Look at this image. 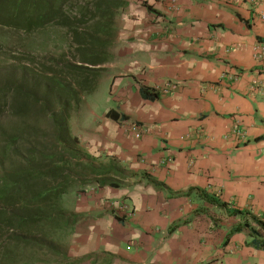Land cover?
Returning <instances> with one entry per match:
<instances>
[{
    "label": "crops",
    "instance_id": "crops-1",
    "mask_svg": "<svg viewBox=\"0 0 264 264\" xmlns=\"http://www.w3.org/2000/svg\"><path fill=\"white\" fill-rule=\"evenodd\" d=\"M177 1L127 5L106 102L84 104L89 153L135 180L64 196L75 264H264V0ZM158 19L168 34L146 35Z\"/></svg>",
    "mask_w": 264,
    "mask_h": 264
},
{
    "label": "trees",
    "instance_id": "trees-1",
    "mask_svg": "<svg viewBox=\"0 0 264 264\" xmlns=\"http://www.w3.org/2000/svg\"><path fill=\"white\" fill-rule=\"evenodd\" d=\"M127 4L126 0H0L1 25L24 33L54 26L69 35L67 52L48 55L45 80L28 64L10 66L0 76V117L10 118L0 126L4 174L0 184V264L8 263L18 250L61 253L56 236L69 226L61 201L74 182L65 171L97 172L78 157L76 138L68 126L71 104L77 106L81 94L96 89L102 66L112 57L117 12ZM145 7L153 10L150 5ZM23 59L32 64L34 58L26 53ZM98 184L115 183L100 180ZM256 223L264 229L262 221Z\"/></svg>",
    "mask_w": 264,
    "mask_h": 264
},
{
    "label": "rangeland",
    "instance_id": "rangeland-1",
    "mask_svg": "<svg viewBox=\"0 0 264 264\" xmlns=\"http://www.w3.org/2000/svg\"><path fill=\"white\" fill-rule=\"evenodd\" d=\"M126 1L128 4L138 3L140 6L145 7L146 5H148L147 3L149 0ZM125 8L117 12L115 18L117 36L110 49V54L112 57L109 62L102 66V75L106 73L109 68H111L109 67L110 64L116 59V56L112 54L113 51L120 49V46L122 45L119 38L120 30L119 28H117V23H121L119 20L122 16L120 15H125ZM147 12L149 14L151 13V18L156 19L155 14L157 13H155L154 10H147ZM128 19L130 18L128 17ZM150 23H153L152 20H150ZM68 46L69 35L67 31L62 28L47 26L32 33H24L17 28H11L0 24V76L3 75L4 72L9 71V69H11L9 68L10 66L18 67L22 66L23 64H28L29 68L33 70V72L37 73L38 76L41 77V79L43 78V80H45V72L50 66V59L48 58V55H58L60 53L67 52ZM26 53L33 56L34 59L32 61V64L24 63L27 62L23 59ZM16 76H20V74L17 73ZM34 77L37 78L36 75H34ZM99 81L97 83L96 89L92 93L81 94L79 97V104L76 106L72 103L70 108L71 113L68 126L70 135L76 138L75 148L78 153V157L83 164L95 168L97 172L91 173L90 170L80 171L74 168L65 171V174L72 175L68 177V179L70 180L74 178V182L72 183L68 191L62 196L61 201V207L65 211L64 221L69 224V226L64 227L56 236L58 239V244H60V255H45L42 252L18 250L14 252L11 258H9L10 261L4 264H75L79 261V259H77L78 257L69 256V252L71 249L70 237L72 235V232L74 231V225L78 220V216L74 214L70 209H68L69 203H67L66 199H63L64 196L74 188H76L75 190L79 191L85 186L98 184L100 180H106L107 183L117 184H125L126 182L135 180L134 177L127 175L128 170L125 168V166L119 165L118 162L115 161L99 160L97 157L90 154L87 147L85 146L86 143L84 142L86 140L87 134L83 131L85 130V127L88 123L89 114L87 112V109L85 110L84 104L88 103V106H90V104L93 102V98L95 97L93 108H97L98 106L103 105L106 102V98L108 97L109 93V86L107 85V81H104L100 83V85L102 84L100 91L95 95V91L99 86ZM9 119L10 118H7L6 115L0 117V126L6 125ZM6 168H8L7 165ZM99 171H105L106 173L100 175ZM3 180V167H1L0 165V184H3ZM74 216H77V218ZM1 260L2 258L0 259V261Z\"/></svg>",
    "mask_w": 264,
    "mask_h": 264
},
{
    "label": "built area",
    "instance_id": "built-area-1",
    "mask_svg": "<svg viewBox=\"0 0 264 264\" xmlns=\"http://www.w3.org/2000/svg\"><path fill=\"white\" fill-rule=\"evenodd\" d=\"M179 5H178V1L177 0H170V5H169V10L172 12H178L179 11ZM163 20H156L153 24H154V28H156L155 30H146L145 34L149 35V36H155L156 38H161L164 35L168 34V25L164 24L163 27L161 26ZM159 25V26H158ZM258 51L257 54L259 55L260 59L264 58V43H262V45H260V47H257ZM179 83L176 81H166L163 85H162V92L163 94H169L170 92H172L173 90L177 89ZM260 88V87H259ZM264 88L263 90L260 91L261 95H264ZM127 130L131 133L134 134L136 137H141L143 134H145L147 132V128L138 124V123H134V122H130L127 124ZM232 133H234L235 135H237V139L238 141L242 142L246 139V133L238 126V124L236 126L233 127ZM197 135V133H195ZM172 158H167L165 161H161L160 163H162L163 165L165 164H170L172 162ZM261 221L264 223V216H261Z\"/></svg>",
    "mask_w": 264,
    "mask_h": 264
}]
</instances>
